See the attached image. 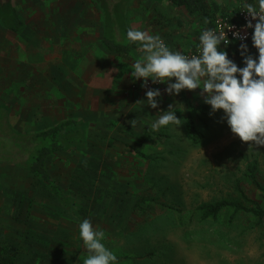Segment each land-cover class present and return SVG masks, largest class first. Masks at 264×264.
Masks as SVG:
<instances>
[{"label":"rangeland","instance_id":"1","mask_svg":"<svg viewBox=\"0 0 264 264\" xmlns=\"http://www.w3.org/2000/svg\"><path fill=\"white\" fill-rule=\"evenodd\" d=\"M14 5L24 29L10 31L0 19V245L16 252L18 264H83L89 255L79 235L84 219L105 233L102 243L118 258L129 255L131 264H264V221L257 224L254 215L244 212L230 218L231 210L216 220L201 221L195 214L200 202L238 198V181L253 201L264 205V194L247 173L257 162V177L264 183V145L242 142L222 119L223 110L209 114L207 126L191 110L195 129L203 133L201 139H191L187 100L205 104L201 89L169 95L166 84L150 87L162 93L153 109L139 81L125 85L124 97L108 95L106 100L83 85L91 71L74 76L64 70L66 63L53 62L62 58L63 49L62 39L53 36L66 33L78 9H87L88 23L99 25L101 15L103 31L113 30L115 23L95 0H14ZM166 8L163 1L130 0L122 12L126 25L120 28L144 30L149 25L153 30L148 33L159 36L155 29ZM239 45L228 56L244 67ZM247 45L258 57L252 43ZM102 67L103 81L113 80L110 67ZM76 83L87 88L83 98L88 104L71 94ZM169 105L182 125L152 130ZM69 118L80 122L87 144L52 154L48 167L65 191L83 201L82 219L52 198L26 167L36 150L34 135ZM140 144L151 158L136 151ZM140 194L153 197L149 215L132 209ZM174 208L185 214V224Z\"/></svg>","mask_w":264,"mask_h":264},{"label":"clouds","instance_id":"2","mask_svg":"<svg viewBox=\"0 0 264 264\" xmlns=\"http://www.w3.org/2000/svg\"><path fill=\"white\" fill-rule=\"evenodd\" d=\"M241 11L250 17L244 27L253 29L252 45L258 50V57L254 58L247 43H240L244 67H238L227 51L220 50L222 44L226 48L232 43L227 34L234 29L232 24L219 31L203 30L199 37V55L192 56L172 51L159 36L129 28L128 40L139 43L145 54L132 65L130 75L133 81L143 79L141 87L146 89V104L153 109L159 107L158 98L162 93L159 88L148 87L149 79L153 84H166L164 91L169 95H178L185 89H201L199 95L210 105V115L223 110L222 119H226L231 132L242 142H252L250 146L264 145V0H257L256 5L245 2ZM247 35L246 31H233V37L241 41ZM172 109L173 105H169L151 124L152 130L182 125L181 118ZM130 124L135 128L137 120L132 119ZM79 235L89 252L83 264H117V256L102 243L105 233L94 229L89 219L80 223Z\"/></svg>","mask_w":264,"mask_h":264},{"label":"trees","instance_id":"3","mask_svg":"<svg viewBox=\"0 0 264 264\" xmlns=\"http://www.w3.org/2000/svg\"><path fill=\"white\" fill-rule=\"evenodd\" d=\"M169 1L174 6H184L191 13L205 14L204 12L206 11V3L208 0ZM244 1L250 2L252 0ZM209 5L214 8L215 14L217 12L219 4L216 2V0H211ZM0 19L1 23L4 24L6 28L16 33L20 32L25 25L22 17L18 14L16 8H14V12L11 16H7L4 18L0 17ZM120 24L123 23L120 22L119 27ZM124 27V25L121 26V39H117V37L114 36L112 30H106L104 32L102 40L103 45L107 50L111 52L126 53L133 55L139 43H132L128 40V38L126 39L128 28ZM124 30L126 35L124 34ZM187 101V110L189 113V118L187 121L188 135L193 140H196L197 138L201 139L203 137V133L195 129L194 122L191 118L192 114H190V111L194 110L197 117L205 124V126H207V117L209 116L211 108L207 104L195 105L189 100ZM79 123L80 122L76 118H69L66 120H61L56 124L37 132L34 135V138L37 141L36 150L27 161L26 167L35 182L44 189H46V191H48L52 198L57 200L59 204L65 207L68 211L73 214H76L79 218L82 219L83 216H85V208L81 206L83 204V201L80 203L79 201L81 200L78 196L65 191L63 187L59 184V182L51 174L48 167V158L52 154L77 150L87 144L86 135L83 132L82 128L79 127ZM136 151L144 155L146 158H151L152 156L143 154L141 144L136 148ZM257 166V162L250 164L248 166L247 173L248 176L251 178L252 182L255 184V186L264 194V183H262L257 177ZM239 183L240 182L238 181L236 185L239 194L238 198H220L211 201L200 202L195 208V214L197 218L201 221L209 219L216 220L224 210H231L230 218H233L234 215H236L238 212H244L245 214L254 215L256 217L255 222L257 224L263 222L264 205L259 202L253 201L247 195V193L240 187ZM100 191L102 192V189ZM152 200V196L143 194L138 195L132 208L134 213L137 215H149L153 206L151 204ZM173 210L177 213L179 222L181 224H185L186 216L185 214H183L182 210L180 208H174ZM195 214L192 213L189 219H192L193 215ZM121 257L122 258L117 257V264H131V262H127V260H129L130 258L129 255ZM17 260L18 258L16 252H12V250L7 246L0 245V264H18ZM67 264H71V262H67Z\"/></svg>","mask_w":264,"mask_h":264},{"label":"crops","instance_id":"4","mask_svg":"<svg viewBox=\"0 0 264 264\" xmlns=\"http://www.w3.org/2000/svg\"><path fill=\"white\" fill-rule=\"evenodd\" d=\"M157 1H163L165 6L167 7V11L164 18L162 17V19L158 21L160 22V26H158V28L155 30L159 32L160 37H164L172 51H179L181 53L197 47L202 31L208 28L213 23V20L216 16H233L238 12V10L242 8L243 3L247 2L244 0H216V2L219 4V7L217 9V12L215 11L216 13L214 14V8L209 5L211 0H208L206 3V11L204 12L205 14H199L189 12L184 6H174L169 0ZM247 3L256 5L257 0H252ZM129 6L130 1L126 4V11L129 9ZM72 9H74V7H72ZM81 10L83 11V14H79ZM81 10L78 9L76 13L72 14L73 17L70 16L69 22L65 26L66 33H64L63 36H58V33L53 36V38L57 37V40L61 38L63 41V44L61 45L63 48L61 55L62 60L53 59V62L61 61L63 63H66L64 70L67 72L66 69L68 68L69 73H73L74 76L77 71H79L77 75L80 76H84L87 72L91 71L92 73H87L84 77V80L88 83L83 85L91 89L92 94H95L97 96L101 94L106 100L109 99V96L124 97L125 93L123 91V88L127 83L130 82L139 81V83H137L138 87H140V89L146 90L145 88L141 87L143 79L133 81L130 75L132 71V65L137 60L143 59L145 55L140 44L135 49L133 55L111 52L107 50L104 47L102 41L104 31L101 15L99 16V25L91 24L90 22H87V13H89L86 12L87 9L83 7L81 8ZM206 14H209L210 16ZM74 17L79 19L77 23L75 22ZM121 17L123 19V22L120 19L119 23L122 22L124 25H126L125 21L127 16L124 15ZM172 19H174V22L171 21ZM205 20H207L208 23H205ZM117 28L119 29V33V31H121L122 29L119 26ZM148 29L150 31L153 30V28L148 25V27L142 31L148 32ZM115 37H117V39H121L122 36L119 33L118 36ZM36 39L38 40V38ZM249 42L252 43V40L250 39L247 41V43ZM57 43L60 44V42ZM237 44L239 43L234 42L226 48L224 46H220V50H225L228 52V54L233 53L235 51L234 46ZM48 50H51V48ZM50 52L54 53L55 50H51ZM102 65L110 67V69L107 71H111L114 74L113 80L103 81V76L101 75V72L103 70ZM82 87L83 86H80L76 83V85H74L75 91L71 93H77L79 97L82 96L78 98L79 100L77 99L81 105L89 103L88 99L86 101L83 98V96L88 93L87 88L83 90ZM107 88H110V90H107ZM114 98H112V100Z\"/></svg>","mask_w":264,"mask_h":264},{"label":"built area","instance_id":"5","mask_svg":"<svg viewBox=\"0 0 264 264\" xmlns=\"http://www.w3.org/2000/svg\"><path fill=\"white\" fill-rule=\"evenodd\" d=\"M241 10H242V8L240 10H238V12L235 15H233V16H230V15H219V16H216L214 18V20H213V23L208 28L215 29V30L219 31L221 28L227 26L228 24H232L235 27H234V29L232 31H229L227 33L229 40H231L232 43H234V42H236V43H242V42L246 43L248 40L251 39V36H252V33H253V29H245L244 26L246 25L247 19H249L250 17L247 16L246 12H243ZM253 23H255V21H253ZM236 30H240L242 33L244 31H246L247 34H248L247 35V39L245 41H241V40L235 39L233 37V31H236ZM162 40L167 44V42L164 39H162ZM232 43H230L229 45H231ZM167 46H168V44H167ZM221 46H224V45L222 44ZM199 47H200V41L198 42V45H197L196 48H194L192 50H188V51L182 52V54H184L186 56L199 55V52H198V48ZM157 85H160V84H153L151 79H149L148 87H153V86H157Z\"/></svg>","mask_w":264,"mask_h":264},{"label":"flooded vegetation","instance_id":"6","mask_svg":"<svg viewBox=\"0 0 264 264\" xmlns=\"http://www.w3.org/2000/svg\"><path fill=\"white\" fill-rule=\"evenodd\" d=\"M103 2L104 3V9L106 10L107 13V19L113 23H115L114 28H113V34L115 36H118V26H119V21L120 19L123 22L122 19V12L126 7V4L130 1V0H99V3ZM96 2L98 3V1L96 0ZM98 3V4H99ZM100 8H101V3L99 4Z\"/></svg>","mask_w":264,"mask_h":264},{"label":"water","instance_id":"7","mask_svg":"<svg viewBox=\"0 0 264 264\" xmlns=\"http://www.w3.org/2000/svg\"><path fill=\"white\" fill-rule=\"evenodd\" d=\"M97 1L99 3V0H97ZM100 3L102 5L101 9H104L105 8L104 3L101 1H100ZM14 8H15L14 0H0V17L4 18L7 16H11L14 12ZM104 16H107L106 10L104 11Z\"/></svg>","mask_w":264,"mask_h":264}]
</instances>
